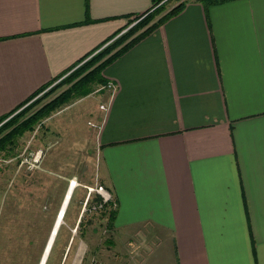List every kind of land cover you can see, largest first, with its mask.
Listing matches in <instances>:
<instances>
[{
  "label": "crops",
  "instance_id": "0c3cea01",
  "mask_svg": "<svg viewBox=\"0 0 264 264\" xmlns=\"http://www.w3.org/2000/svg\"><path fill=\"white\" fill-rule=\"evenodd\" d=\"M151 4L0 0V125ZM101 74L111 262L264 264V0L186 1Z\"/></svg>",
  "mask_w": 264,
  "mask_h": 264
},
{
  "label": "rangeland",
  "instance_id": "374dc122",
  "mask_svg": "<svg viewBox=\"0 0 264 264\" xmlns=\"http://www.w3.org/2000/svg\"><path fill=\"white\" fill-rule=\"evenodd\" d=\"M179 1L189 0H165L156 18ZM135 22H128L127 28ZM54 83L50 86L57 82ZM65 86L64 83L54 87L19 120ZM49 87L35 98L46 93ZM101 92V84L89 83L87 93L74 94L65 103L47 111L31 130L15 136L13 144H6L0 151V264H39L72 179L78 185L72 192L45 264H114L110 260L111 229L105 227V213L96 209L97 205L91 201L96 193L88 192V188L97 185L104 187L94 141L97 126L94 122L99 120L94 116L101 104ZM37 151L40 155L33 162ZM63 245L68 250L60 261Z\"/></svg>",
  "mask_w": 264,
  "mask_h": 264
},
{
  "label": "trees",
  "instance_id": "16d2710c",
  "mask_svg": "<svg viewBox=\"0 0 264 264\" xmlns=\"http://www.w3.org/2000/svg\"><path fill=\"white\" fill-rule=\"evenodd\" d=\"M165 0H152V4L149 9L143 13L136 15L132 18V21H136L127 30L117 36L109 44L101 48L99 51L91 55L81 65L71 71L68 75L59 80L53 87L49 88L46 93L33 99L18 112L10 116L0 125V151L3 150L6 144H13L12 140L15 136L20 135L26 130H31L36 120L47 111L55 108L56 106L65 103L74 94L87 93V85L91 82L103 83L105 80L102 77V70L126 51L130 46L136 43L138 40L146 36L153 31L158 25H160L168 17L178 13L184 6L183 1H179L177 4L168 9L164 14L156 16L163 10V4ZM202 3L206 9L209 5H213L225 0H196ZM65 83V87L60 90L55 96L50 98L47 102H44L39 108L26 115L21 120L20 117L31 107H33L41 97H44L47 93H51L54 87H58ZM47 86V85H46ZM46 86L38 89L26 102L32 97L42 91ZM41 100V99H40ZM12 113V112H11ZM9 114L0 117V122L8 117ZM96 205L100 203L98 195L91 200ZM88 202V204L91 203ZM96 209L105 213V227L111 229L113 218L115 215V207L112 206V202L102 203L100 207ZM52 247V246H51Z\"/></svg>",
  "mask_w": 264,
  "mask_h": 264
},
{
  "label": "bare ground",
  "instance_id": "6f19581e",
  "mask_svg": "<svg viewBox=\"0 0 264 264\" xmlns=\"http://www.w3.org/2000/svg\"><path fill=\"white\" fill-rule=\"evenodd\" d=\"M68 187L67 190L65 192L58 216L56 218V221L54 222V225L52 227L51 233L49 235V239L47 241V244L43 250L41 259L39 261V264H45L47 256L49 255L53 240L55 238V235L57 234V231L59 229V227L61 226V224L63 223V216L65 214L66 208L68 206V203L70 201V198L72 196V192L74 190V188L78 185V183L75 181V179H72L71 181L68 182Z\"/></svg>",
  "mask_w": 264,
  "mask_h": 264
},
{
  "label": "built area",
  "instance_id": "2783aa9c",
  "mask_svg": "<svg viewBox=\"0 0 264 264\" xmlns=\"http://www.w3.org/2000/svg\"><path fill=\"white\" fill-rule=\"evenodd\" d=\"M97 51H99V50H97ZM107 87H111V85L109 84V85H107ZM99 108L104 110L105 106L101 105V106H99ZM39 155H40V151H37L34 153L35 159L33 157V159H34V160L32 159L33 162H36V158L39 157ZM91 191L95 192L96 195H98L100 198V203L97 205V207H100L102 203H107L110 201L112 202V197H111L109 191L106 188H104L103 186L97 185V186H94L93 188H88V192H91Z\"/></svg>",
  "mask_w": 264,
  "mask_h": 264
}]
</instances>
